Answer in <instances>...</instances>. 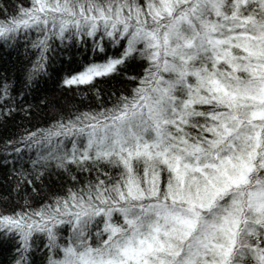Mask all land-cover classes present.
<instances>
[{
  "label": "snow or ice",
  "instance_id": "1",
  "mask_svg": "<svg viewBox=\"0 0 264 264\" xmlns=\"http://www.w3.org/2000/svg\"><path fill=\"white\" fill-rule=\"evenodd\" d=\"M0 128V264H264V0H0Z\"/></svg>",
  "mask_w": 264,
  "mask_h": 264
},
{
  "label": "trees",
  "instance_id": "2",
  "mask_svg": "<svg viewBox=\"0 0 264 264\" xmlns=\"http://www.w3.org/2000/svg\"><path fill=\"white\" fill-rule=\"evenodd\" d=\"M47 89H50L51 92L49 93L50 95L52 93H55L56 96H60V93L58 91H56V84L53 82V81H48L47 82V86H46ZM67 96H71L72 95V92H68L66 93ZM42 99V96L40 97ZM61 99H63V97H61ZM30 102L31 103H38L39 101L36 100V99H32L30 98ZM20 117H16V122L19 123L20 121ZM13 129H11V127L9 128V131H12ZM4 135V130L2 128H0V136Z\"/></svg>",
  "mask_w": 264,
  "mask_h": 264
}]
</instances>
